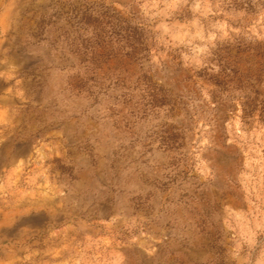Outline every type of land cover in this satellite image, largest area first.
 <instances>
[{
	"label": "rangeland",
	"instance_id": "rangeland-1",
	"mask_svg": "<svg viewBox=\"0 0 264 264\" xmlns=\"http://www.w3.org/2000/svg\"><path fill=\"white\" fill-rule=\"evenodd\" d=\"M0 264H264V0H0Z\"/></svg>",
	"mask_w": 264,
	"mask_h": 264
}]
</instances>
